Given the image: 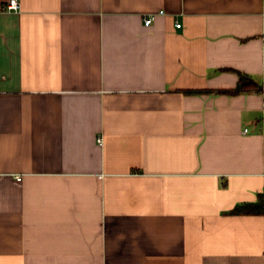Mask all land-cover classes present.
<instances>
[{
    "label": "crops",
    "instance_id": "crops-1",
    "mask_svg": "<svg viewBox=\"0 0 264 264\" xmlns=\"http://www.w3.org/2000/svg\"><path fill=\"white\" fill-rule=\"evenodd\" d=\"M8 1L0 264H264V0Z\"/></svg>",
    "mask_w": 264,
    "mask_h": 264
},
{
    "label": "trees",
    "instance_id": "trees-1",
    "mask_svg": "<svg viewBox=\"0 0 264 264\" xmlns=\"http://www.w3.org/2000/svg\"><path fill=\"white\" fill-rule=\"evenodd\" d=\"M249 90H257L264 92V85L255 80L252 76L239 72V80L237 86L231 90V92H243ZM233 212H261L262 203L261 202H246L238 204L233 210Z\"/></svg>",
    "mask_w": 264,
    "mask_h": 264
},
{
    "label": "built area",
    "instance_id": "built-area-1",
    "mask_svg": "<svg viewBox=\"0 0 264 264\" xmlns=\"http://www.w3.org/2000/svg\"><path fill=\"white\" fill-rule=\"evenodd\" d=\"M4 7H5L6 9H19V8H20V3H19L18 0H9V1L4 5ZM163 12H164L163 9H161V10L159 11V13H163ZM152 20H153V16H148V17H146V19H145V23H146V24H150V23L152 22ZM180 25H181V23H180V22H177V26H180ZM245 130H247V128H246ZM98 140H99V141H102V137L98 138ZM19 177H20V176H19Z\"/></svg>",
    "mask_w": 264,
    "mask_h": 264
}]
</instances>
